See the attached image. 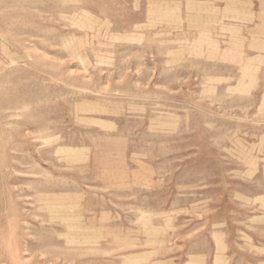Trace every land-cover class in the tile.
<instances>
[{
  "label": "rangeland",
  "instance_id": "obj_1",
  "mask_svg": "<svg viewBox=\"0 0 264 264\" xmlns=\"http://www.w3.org/2000/svg\"><path fill=\"white\" fill-rule=\"evenodd\" d=\"M0 264H264V0H0Z\"/></svg>",
  "mask_w": 264,
  "mask_h": 264
}]
</instances>
